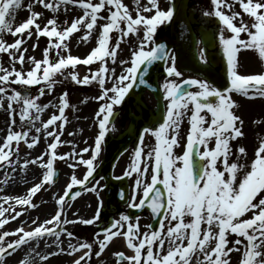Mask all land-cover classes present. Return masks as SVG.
Segmentation results:
<instances>
[{
    "label": "snow or ice",
    "instance_id": "6c2138e0",
    "mask_svg": "<svg viewBox=\"0 0 264 264\" xmlns=\"http://www.w3.org/2000/svg\"><path fill=\"white\" fill-rule=\"evenodd\" d=\"M69 5L81 14L61 26L58 14L62 9L67 13ZM37 6L49 12L51 18L42 23V13L34 10ZM236 7L238 11L234 10ZM22 8L28 12L23 22H6V17L14 21V13ZM201 15L217 22L228 81L223 88L211 80V57H205L203 50L200 56L207 67L202 70L207 75L179 79L182 72L177 70V53L181 49L172 52L165 43L157 42L155 37L161 25L180 21L183 27L176 26L170 36H161V41L175 40L177 35L190 32V47L196 46L195 37L201 34L199 26L194 27L182 17L175 0H168L167 8H162L159 0H147L143 6L137 0L135 15L123 0H30L27 4L24 0H0V55L6 57L0 64V109L8 117L5 135L0 137V169H4L0 183L7 185L18 170L22 172L29 165L44 170L40 183L26 195L0 196V229L23 211L35 208L33 195L44 185L58 181L54 167L57 160L73 170L50 218L42 222L33 219L28 230L21 225L12 231H0V264H6V258L23 246L49 237L55 238V251L41 255L33 247L34 257L47 261L50 256L67 254L74 257L71 264H90L93 255L99 258L118 236L123 238L130 254L113 253L116 264H232L230 254L234 252L240 254L239 264H264V136L259 137L252 157L245 146L232 143H238L246 134L244 120L235 111L238 104L229 95L264 100V71L245 74L238 70V54L242 50L253 52L264 64V0H209L208 10ZM78 32L82 33L78 42L85 44L94 32L97 35L95 46L82 58L71 54L68 43ZM113 32L119 35L113 38ZM5 35L11 36L12 41H7ZM33 36L37 40L46 38L41 59L25 55L28 48L23 47L24 42ZM130 36L136 37V42L130 48L129 58L118 60V50ZM31 47L35 50L37 44ZM160 61L166 65L161 86L163 110L154 112L151 119L145 114L138 120L137 114L143 113L146 105L136 88L151 87ZM93 64L95 70L89 69L83 76L76 70L77 65ZM113 65L120 67L119 73ZM57 75L76 85L95 84L99 88L94 98L101 102L94 113L97 132L90 146L77 149L75 144L61 139L68 122L66 110L73 107L67 91L59 94L57 104L39 102L46 94L51 96L55 86L62 82L56 79ZM16 85L19 88L13 87ZM34 85H40L35 94L30 91ZM190 87L196 90H189ZM157 97L160 99L159 93ZM210 97L214 101H209ZM49 107L55 112L42 120L41 114ZM121 113L133 120L127 130L133 143V159L123 176L114 178L132 177L133 185L128 196L123 192L119 196L129 208L147 209L154 223L144 226L147 230L142 231L139 216L120 214L95 232L92 241L62 247V236L74 238L66 225H94L101 218V181L105 177L99 175L97 161ZM209 114L210 119H206ZM186 116L190 128L183 154L178 155L174 148L180 147L179 129ZM17 118L20 130H15ZM253 123L264 127V119ZM30 132L34 134L29 135ZM41 132L49 140L47 151L21 162L19 146L23 143L28 149L33 148L39 143ZM144 134L155 139L146 153L140 146ZM64 144L71 151L58 154V147ZM85 153L89 155L85 157ZM193 156L198 157L194 162ZM242 159L250 162L242 163ZM78 167L84 168L80 178L75 175ZM81 191L97 196L93 216L79 220L62 218L66 201L78 197ZM17 206L23 211H18Z\"/></svg>",
    "mask_w": 264,
    "mask_h": 264
},
{
    "label": "rangeland",
    "instance_id": "374dc122",
    "mask_svg": "<svg viewBox=\"0 0 264 264\" xmlns=\"http://www.w3.org/2000/svg\"><path fill=\"white\" fill-rule=\"evenodd\" d=\"M25 4L30 2V0H24ZM126 6H128L129 11H135V6L137 3V0H123ZM201 9V12L207 11L208 10V3L209 0H201L196 2ZM165 8V7H164ZM73 9L77 13L75 15H69V13H64L63 9L61 10V13L58 14V24H61L63 26L64 22H71V20L77 16L80 13V10L77 9L76 7L69 5L68 10ZM36 12H41V22L43 23L47 18H51V14L47 12L46 10H42L39 6H37L34 9ZM234 10H239L238 7H236ZM81 14V13H80ZM15 15V20L12 21L9 17H6V22L13 23L14 25H18L19 23L23 22L25 18L28 16V12L24 10L23 8L14 13ZM199 19L201 21V24L205 22L204 25L208 26L209 28H212L215 30V33L217 35L218 39V33L216 32L217 25H215V22L210 18L206 17L203 18L201 14H199ZM167 29V31H162L160 29V33L168 34L171 33V25H165L164 29ZM82 33H74L72 37L69 38V49L70 52L73 56L77 57H84L87 52L95 46V43H91L88 45H84L83 42H78L79 37L81 36ZM117 34L116 36H118ZM141 35V34H140ZM115 36V37H116ZM244 37V36H243ZM4 38L11 42L12 37L5 35ZM130 38V39H129ZM156 39L158 38V34H156ZM219 41V39H218ZM136 42V37L130 36L126 39L124 43L121 44L120 49L118 50V57L117 59L119 60L121 57L124 59H128L130 55V48L134 45ZM33 43L37 44V47L35 50L32 49L31 45ZM46 46V38L41 37L39 40L36 39L35 36H33L31 39H27L24 42L23 47L28 48V52L25 54L26 56L31 55L34 56L36 59H41L42 58V49ZM6 57L0 55V64L4 63ZM238 61H239V67L238 70L241 73L245 74H251V73H258L261 71H264V64L260 63L256 56L254 55L253 52L251 51H245L242 50L238 54ZM116 67L117 72L120 71V67L118 65H113ZM27 67V65H25ZM17 68H19V65H17ZM96 65L94 64L93 67L91 68H84L81 65H77V71L80 73L81 76L85 75L88 73L89 69L95 70ZM67 71H71V69H68ZM57 80L62 81L61 83H58L55 86L53 94L50 95H45L41 97L40 103L45 104V103H51V104H57L58 103V96L61 92L67 91L69 93V102L73 107L67 109V114H68V119H67V124L64 127L63 134L61 136V139L63 141H68L76 145L77 149H80L82 145L84 146L85 143L84 141L80 140L83 138L82 136H85V133H81V130H83L82 125H85V123L88 124V122H91L93 125V129L88 133L86 138L91 139L94 136L95 133V125H94V115L92 114L89 116L88 114H91V112H94L96 110V107L98 105L97 102H95V97L98 95L99 88L95 84L92 85H76L73 84L70 80L65 81L63 80V77H60L57 75L56 77ZM16 88H19L18 85L13 86ZM40 87V85H34L32 88V93L35 94L36 90ZM241 102L246 103L244 99H239ZM249 104V107L244 110V115L242 112L241 108H237L235 111L238 115L241 116V118L244 120V132H245V137L241 138L239 142L236 143V147L243 145L246 148V151L248 152V156L252 157L254 153V148L256 144L258 143L259 137L264 136V127L253 123L254 120H261L264 119V100L262 99H255V100H247ZM134 111V109H132ZM55 112V109L52 107H49L46 109L42 114H41V119L45 120L46 118H49V116ZM121 118L115 122V131L114 134L117 136L119 133H122V127L125 126L128 123V114L127 113H121ZM72 116V120L71 119ZM89 118L88 119H85ZM8 117L7 114L0 109V137H3L5 135V130H6V121ZM70 122V124H69ZM69 124V126H68ZM39 126V125H37ZM15 130H20V122L19 119L17 118V127ZM69 133H73V135H69ZM34 134L33 132H30L29 135ZM115 136V137H116ZM151 138L150 141V147L151 149V142L155 143L154 137H152L150 134L148 135ZM41 140V139H40ZM46 143V142H45ZM44 143V144H45ZM111 143V142H109ZM90 144V141H89ZM113 144V145H112ZM112 147H116L117 144L111 143L110 144ZM236 147H233V157L232 159H235V151ZM26 148V149H25ZM28 148L22 143L19 146V151L21 155V162H23V159H27L28 157ZM60 153H65L68 150L71 151V147L67 144L61 145ZM24 151V152H23ZM68 151V152H69ZM110 157V154L108 153V150L105 152L103 155V160H106ZM242 163L244 162H250L249 161H244L243 159L241 160ZM59 167L63 170L64 172L70 173L72 170H69L66 166V163L64 161L58 163ZM38 166L36 165H29L27 169L24 171H17V173L14 174V179H10L8 181L7 185H4L0 183V196L8 195L12 197L16 196H24L27 194V191L33 187L35 184L40 183L41 178H39L38 175H35L34 169L37 168ZM124 168V163H121L118 165L115 169V175L118 176L122 173V170ZM10 171V170H9ZM108 171V166L103 168L101 167L99 169V175L104 176L106 175ZM3 172L4 169H0V181L3 180ZM104 172V174H103ZM69 180V179H68ZM68 180H65L64 178H60L55 184L49 186V185H44L43 188L44 190L38 195H33L32 200L33 203L36 205L35 208H28L26 211H23L21 206H17L18 211H23V214L19 216L16 220L9 222L8 224L4 225L0 231H12L15 228L23 225L26 230H28L30 227H32L31 221L33 219H38L39 222L44 221L45 219L50 218V216L53 213L51 212L50 215H48L50 212V204L53 198L56 196H59L62 194V191L66 187V182ZM101 186H106L105 185V179L101 181ZM51 189H55L57 193H54V191H51ZM105 191L106 188L102 189L100 192V197L103 196L104 200L103 205L105 208L106 203L108 198L105 197ZM86 196V194L84 195ZM91 196H96V194H92ZM97 197V196H96ZM82 199V198H81ZM111 203L113 201L110 200ZM93 205L91 206L92 210H89L90 212L86 215L88 216H79L77 219H88L93 216L95 213V203L92 201ZM70 206L73 204H69ZM123 208L118 209L117 211L119 212V215L123 213ZM49 212V213H46ZM125 214V213H124ZM48 216L47 218H45ZM78 215L74 213L71 218H76ZM66 214L63 212L62 218H65ZM103 218V215L101 214V219ZM140 225L143 226L141 228L142 230H147L144 226L147 225L146 221L144 219L138 221ZM68 231H71L73 233V239L66 238L64 236L61 237L62 241V247L67 248V245L69 243L71 244H77L78 241H92L93 235L95 232H98V229L96 227L90 228V227H84L82 228L79 223L76 224H68L65 226ZM72 228V230H69ZM82 230H85V233L82 232ZM94 232V233H92ZM102 238V237H101ZM116 239H113L109 246L105 249V251L102 253V255L99 258H96L93 255V258L90 262V264H116V257L113 255V253L117 252L120 249H124V241L118 237H115ZM8 239H15V237H9ZM55 238L52 237V239L47 238L44 240H40L39 242H32V244L23 246L20 250H18L12 257L6 258V264H71L73 260V256H69L67 254H60V255H53L50 256L47 261H40L39 257H34L32 254V248L35 247L36 250L41 254V255H46L48 252L55 251V248L53 245L50 243L54 240ZM49 240V241H47ZM50 242V243H48ZM47 246L48 248H45ZM95 246H94V251H95ZM78 255V254H77ZM231 257V262L232 264H239V259H240V254L239 253H232L230 254Z\"/></svg>",
    "mask_w": 264,
    "mask_h": 264
},
{
    "label": "bare ground",
    "instance_id": "6f19581e",
    "mask_svg": "<svg viewBox=\"0 0 264 264\" xmlns=\"http://www.w3.org/2000/svg\"><path fill=\"white\" fill-rule=\"evenodd\" d=\"M68 13H72V10L69 9V10H68ZM197 48H198V47H197ZM88 130H89V129L83 128V132H84V133H87ZM89 205H90V204H89Z\"/></svg>",
    "mask_w": 264,
    "mask_h": 264
}]
</instances>
